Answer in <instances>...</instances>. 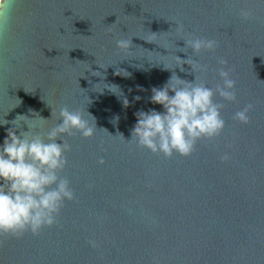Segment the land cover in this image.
I'll return each mask as SVG.
<instances>
[{
    "label": "water",
    "instance_id": "1",
    "mask_svg": "<svg viewBox=\"0 0 264 264\" xmlns=\"http://www.w3.org/2000/svg\"><path fill=\"white\" fill-rule=\"evenodd\" d=\"M244 7L254 18L241 19ZM175 22L184 25L183 36L175 34ZM113 33L132 37L134 57L118 52ZM189 33L220 46L214 53L182 52ZM177 56L207 65L209 87L222 83L218 58H227L238 102L217 95L225 104L222 135L198 142L190 157L167 158L128 140L139 111H164L151 102L154 87L173 72L195 80L190 65L177 67ZM118 69L130 75L118 76ZM97 71L102 76L92 75ZM249 103L251 123L235 121ZM55 104L85 109L98 128L92 139L68 138L63 175L76 200L66 201L58 224L39 236L8 239L0 264H264V0H4L0 146L15 127L4 119L40 117L49 119L46 128L62 123L51 120ZM21 128L30 130L24 122ZM225 152L232 159L221 163ZM100 157L107 163L100 165Z\"/></svg>",
    "mask_w": 264,
    "mask_h": 264
},
{
    "label": "clouds",
    "instance_id": "2",
    "mask_svg": "<svg viewBox=\"0 0 264 264\" xmlns=\"http://www.w3.org/2000/svg\"><path fill=\"white\" fill-rule=\"evenodd\" d=\"M3 5L4 0H0V6ZM11 7L4 16L5 30L11 19ZM239 16L243 20H249L254 18V11L244 7L239 10ZM175 23L178 25L174 28L175 34L183 36L184 25ZM172 31L168 33L171 34ZM113 35L117 37L115 46L118 52L134 57L132 37H121L117 33ZM182 40L186 46L179 49L185 53L191 49L197 55L202 52L214 53L220 46L215 39L192 33ZM176 60L181 71H184L183 65H190V74H195V80L182 79L173 72L162 88L154 87L151 102L162 105L164 111H139L131 140H128L135 142L139 148H146L156 155L162 153L167 158H172L174 154L190 157L198 142L214 141L222 135L226 128V121L222 116L225 104L216 102L217 95L222 101L238 102L237 82L232 78L233 69L229 67L227 58H218L221 66L218 75L222 83H216L214 87H209L205 79L209 72L207 65L193 60L190 56L186 60L177 56ZM88 71H91L90 65ZM115 74L124 77L130 75L123 69H118ZM92 75L102 76V73L97 71L92 72ZM57 78L61 79L62 74H57ZM105 85L104 88L111 92L123 95L118 86ZM170 92L174 95H170ZM135 99L139 100L140 97ZM17 100L16 106L21 103ZM123 104L125 107L129 106L126 97ZM50 107L51 120H62V123L46 128L49 119H29L24 115H18L11 122L3 120V124L11 123L15 127L8 129L7 137L0 146V248L5 247L10 238L22 239L28 232L39 236L43 229L56 226L66 201L76 200V192L70 179L63 175L69 164L67 153L72 151L68 138H74L79 133L84 139H92L98 129L95 117L83 108L71 110L66 104ZM254 107L251 103L245 105L242 110L235 112L233 119L241 124H250L249 114ZM86 115L94 123L86 119ZM21 122L26 123L30 130L23 131ZM121 137L124 139L123 135ZM231 159L228 152L220 157L221 163L230 162ZM98 163L104 165L107 161L100 157ZM92 187L94 185H89V188ZM103 220V217L99 218L101 223ZM88 243L93 248L98 247L95 240H89Z\"/></svg>",
    "mask_w": 264,
    "mask_h": 264
}]
</instances>
